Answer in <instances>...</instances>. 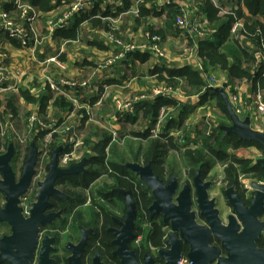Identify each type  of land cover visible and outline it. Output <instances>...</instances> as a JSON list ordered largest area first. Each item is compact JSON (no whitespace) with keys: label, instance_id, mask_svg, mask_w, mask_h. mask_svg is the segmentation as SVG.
I'll return each instance as SVG.
<instances>
[{"label":"flooded vegetation","instance_id":"obj_1","mask_svg":"<svg viewBox=\"0 0 264 264\" xmlns=\"http://www.w3.org/2000/svg\"><path fill=\"white\" fill-rule=\"evenodd\" d=\"M10 145L12 143L3 144V148L0 146V156L7 153ZM36 145L39 154L35 174L27 191L20 198L25 219L31 217L32 206L37 202L40 184L49 174L51 157L55 151L53 146L48 147L49 154L41 162V143ZM120 145L122 144L113 143L108 147L106 166L110 160H116L110 155V149L116 146L118 151H122ZM30 146L31 143L28 144V149ZM78 147L72 146L66 163L60 160L65 150L62 147L58 167L65 170L85 159L86 172L56 180L54 188L59 194L48 197V205L44 210L48 220L39 226L29 264H264V199L256 200L257 190L253 183L257 180L252 179L249 185H242L239 181L237 185L229 186L222 191L226 199L224 203L218 195L211 196V191L215 188L214 183L208 179L211 172L200 169L193 175L188 172L186 181L177 173L172 175L165 171L161 176L154 173L166 187L172 181L177 184L171 200L177 208L180 207L178 198L184 188H190L189 214H194L195 225L203 229L199 233L195 232L190 220L186 219L179 224L180 228H176L172 220L166 221L165 215L153 208L156 202L153 190L127 167L134 162L127 161L123 165L128 171L125 176H121L125 187H119L115 179L110 177L113 174L111 169L101 174L88 187L83 186V176L88 173V161L97 155L88 159L76 158L73 153L80 149ZM28 155L29 150L24 155H19L15 146V155L10 164L16 183L21 179ZM258 161H252L250 168L260 165ZM197 177L204 184L211 183L207 191L208 200L214 202L213 207L202 204L203 210L200 208ZM130 182L132 188L128 187ZM232 188L241 202L237 208L231 204L227 194ZM126 194L135 208L132 226L127 222L129 208ZM6 204V195L0 191V208L5 209ZM11 236L12 227L0 222V241ZM1 249L14 264H19L14 246ZM0 264L11 263L6 260L0 261Z\"/></svg>","mask_w":264,"mask_h":264},{"label":"crops","instance_id":"obj_2","mask_svg":"<svg viewBox=\"0 0 264 264\" xmlns=\"http://www.w3.org/2000/svg\"><path fill=\"white\" fill-rule=\"evenodd\" d=\"M139 1L140 0H129L130 7L128 9L125 6L126 0H113L112 2L107 3L95 2L84 12L74 15L75 17L81 16L80 19L78 18L81 23L75 30L77 31V39L69 40L61 37L57 34V31H72V26L75 23L72 24L74 17L69 26L65 29H54L53 27L54 21L56 22L55 18L59 17L61 13H65V11L71 9L72 1L62 0L59 5H56L53 11L46 14L42 13L39 18V30L47 40L37 50L23 49L17 41H12V39L7 38L5 34L1 35L0 53H5L7 58L3 63V70L0 71V92L6 93V95L13 93L18 95V93L15 92L29 90L33 95L38 97L44 95L46 85L50 86L51 89V84L48 79L53 82H59L62 78L79 82L88 81L90 85L85 89H70L64 87L60 93H56L51 89L55 98H64L66 102L73 106L70 111L58 110L52 106L47 111L46 116H42L38 111V106L27 105L34 108L33 110L36 111L34 114H36L38 118L47 125L51 126L55 122L60 125L63 121L67 120L68 124L72 127V133L76 135V140L78 141L79 146L78 148L82 149L80 152H77V150L74 151L73 155L78 158L84 154L82 159L96 156L94 149L102 141V135L108 134L111 136V131L113 130L123 135L122 140L125 141L126 138L129 140L133 139L135 141L132 142L135 145L139 144L138 140L140 139H136L134 133L143 132L145 120L143 119V111L140 110L141 107H139V105L144 104L146 101L135 103L132 110L125 111L117 109L115 102L117 99L124 102L133 101L136 97L147 94L155 85L167 84L160 82L157 78L158 75L151 74V71L155 68L190 67L193 71L201 75L203 81H205V86L207 84V79L213 77L217 81V86L213 88L223 90L229 99L231 95L234 94H237V96L240 97L242 100L241 103L244 104L243 108L246 111V116L243 119H246L251 114L253 117L250 118L251 126L254 125L256 128L257 117L255 116V112L251 109L250 102L259 91L264 93V89H262L260 85V82L264 80V77H260L257 82V90L254 92L252 90L251 82L247 78L231 79L227 76L226 72L222 71L220 68H213L209 64L207 58L202 57V53L204 52L202 51V44L206 42L209 44L215 42V34L213 33L212 39L209 38L208 40H199L195 38V32L200 30V25H197L198 19L192 11L187 15L188 21L190 20L191 23L190 31L189 28L186 31L174 27V20L178 13L176 5L168 7L166 10L163 9L160 16L150 17L147 22L148 25L152 27V30H148L147 24L143 23L144 19L141 16L140 8L142 4H139ZM11 2H14V0H0L1 4H10ZM146 4L148 5V8L150 7L158 13L155 3L147 2ZM205 5L202 6V11L204 13H206L204 8ZM136 7L140 9L139 16L130 13ZM118 9L121 10V13L117 12ZM243 9V12L245 13L244 17L246 19L250 16V13L246 6H244ZM107 12H109L110 15L103 17L105 16L103 14ZM116 13L118 14L115 15ZM122 14L126 15L122 18L118 35H120L127 43L135 45H140L145 41L144 35L147 32L161 35L164 41L162 45L163 48L166 45L167 47L172 48L165 49L166 57L164 59L148 53L142 54L140 52H135L126 55L122 60L115 62L112 66H109L106 69H100V65H103L108 60L114 58L120 52V48L113 46L108 40L110 23H108L107 20H111L114 17L118 18ZM164 15L166 17L164 24H156V22L160 24L163 23L158 19H161ZM96 20H101V25L97 27L94 26L93 22ZM168 25L172 26V28L168 27ZM105 26L107 27L105 28ZM212 30L215 31V29ZM1 32L4 33V31ZM190 36L192 38H190ZM195 46H197V53L190 58L187 57L186 51ZM136 55L142 57L148 55V58L146 61L142 62L141 60L139 61L135 59ZM52 57H58L59 61L64 66L62 71L55 67L43 66V63ZM180 59H184L185 61H180ZM248 59L249 58L245 59V57L242 58V69H248ZM31 68L37 69L39 75L36 76L34 80L33 77H31L30 81H33V85H35L34 83L37 81L40 83V86H31L30 88L19 87L24 79H29ZM147 69L149 74L146 73ZM164 77H166L165 74ZM179 81V88L175 89H179L180 92L177 90L172 98L169 99L176 101L177 104L167 108L170 109V116L174 119H178L182 109H185L188 114L185 117L181 128L186 129V125L190 128L196 126V129L194 128L193 130L195 136L203 123V118L207 116L206 113L209 112L211 107H216L218 105V99H214L205 105H201V97L207 92V89H205L203 93H198L196 90H185L187 87L186 82L184 80ZM49 111H53L56 116H49ZM135 112H137V121H139L138 123L136 122L137 124L131 123L128 120V117L135 115ZM8 117L10 118V121H8L7 127H5V129L7 128L5 132L6 136H0V146L3 148V144L12 143L16 146L17 153L19 155H24L27 150H29L28 144L34 141L29 140L30 143L28 142L26 144L16 141L15 136L12 135V133L15 132L19 135V131H17L19 125L14 123L15 118H13L12 115H9ZM228 120L230 124L231 121L229 116ZM141 121L144 123L143 126H140L138 130H134L131 134L127 133L130 127H136ZM261 122H264V120L262 119ZM228 125H219L218 127L222 130L223 127H229ZM26 127L28 129V124ZM252 128L254 127L252 126ZM2 129L3 127L0 125V134ZM177 129H171L169 133H173L177 131ZM258 129H260V127ZM258 129L256 130L260 131ZM45 131L48 134L49 130ZM189 137L190 136L187 132V143H189ZM88 138H91L90 143L86 142ZM61 140L62 139L59 135H55L52 146L59 147ZM42 141L43 140H39L38 143H42ZM128 141H126L125 144H127ZM233 152L236 153L237 151L233 150Z\"/></svg>","mask_w":264,"mask_h":264},{"label":"trees","instance_id":"obj_3","mask_svg":"<svg viewBox=\"0 0 264 264\" xmlns=\"http://www.w3.org/2000/svg\"><path fill=\"white\" fill-rule=\"evenodd\" d=\"M34 7L39 13H49L53 11L56 5L62 2V0H24ZM69 1V0H66ZM244 5L250 13V16L246 18V28L248 30V39L256 46V48L261 47V40H264V0H243ZM144 5V6H143ZM1 6L7 11H14V2L10 4H1ZM125 6L128 9L130 7L129 0H126ZM141 16L143 17V23L147 24V29L152 30V27L148 25L147 20L152 16H160L162 11L158 13L152 9L148 8L146 3L141 5ZM205 12L208 14L210 23L215 29V42L203 43L202 44V57H206L209 64L213 68H220L222 71L226 72L229 78L244 79L247 78L252 85V90L255 92L257 90V82L262 76V71L260 69H255V52H252L249 48L239 43L234 42L230 39V30L233 25L234 19L232 17H227L225 19L218 16V10L210 3H206ZM118 13H121V10H117ZM116 13L115 15H117ZM103 17L109 16V12L104 13ZM80 16V15H78ZM81 17V16H80ZM80 17H75L72 20V31H57L61 37L69 40L77 39V31H75L80 25ZM241 17L244 15L241 14ZM79 18V19H78ZM78 19V20H77ZM94 26L101 25V20H96L93 22ZM70 27V28H72ZM107 26H105L106 28ZM172 28V26L168 25ZM69 28V29H70ZM109 30L111 31V25L109 24ZM258 30H261V35L257 33ZM14 41V40H12ZM16 43V42H15ZM17 44V43H16ZM18 46V45H17ZM206 52V53H205ZM245 57L249 58L248 69H242L241 60ZM148 55L145 57L136 55L135 59L146 61ZM257 73V75H256ZM152 75H158V80L160 82L167 83L171 87L179 88V80H184L186 82L185 90H196L198 93H203L205 91V81L201 75L193 71L190 67L183 68H155L151 71ZM165 76L167 77H164ZM261 88L264 89V80L260 82ZM45 93L42 96H35L29 90H20L18 95L9 94L6 95L3 99V109L6 116L12 115L13 118H18L21 114V107L19 103L21 100L25 101L26 105H36L38 106V111L40 115L46 116L47 111L50 107L54 106L58 110H67L72 109V105L65 101L64 98L54 97V93L51 91L50 86L46 85ZM184 90V91H185ZM214 99H218L219 109L228 117V113L224 104V101L220 94L214 93L212 91H207L201 97V105H205ZM174 104H177L174 100H169L166 98H158L154 101H146L144 104L139 105L140 110L143 111V119L145 120V126L143 132L134 133L136 139H140L139 144L135 145L132 141H128L125 144V149L118 151L116 146L110 149V155L116 158V160H110L108 166H106V156L107 149L111 144L112 137L108 134L102 135V141L95 147L96 157L89 159L88 161V173L83 176L82 184L83 186L88 187V185L93 182L96 178L101 176V174L108 172L110 169L113 174L110 175L112 179H115L119 187H125V181L121 178L122 175L128 173L124 169L125 163L134 162V163H144L150 164L154 173L157 175L163 174L167 170V162L169 159V153L171 150L179 151L178 142L174 141L172 138L167 139V135L171 129L181 128L184 123V119L187 116L188 112L185 109H182L178 119L171 118L169 116L166 128L159 134L157 139H151V130L154 127L159 111L163 107H169ZM169 109V108H168ZM26 116L31 117V112L27 113ZM128 120L131 123H136L138 120L137 112L135 115L129 116ZM47 132L37 127L34 130L32 140L38 144L39 140H43ZM97 135V134H95ZM200 145L194 150H186L181 153L183 164L188 169V172L193 175L198 169L203 172H211L214 165L218 162L225 163L230 161L226 169L227 182L229 186L237 185L239 182V177L243 175H253V178L264 182V167L258 165L256 167L250 168L251 161H246L239 159L236 154H229L228 150L232 149L234 151L239 150L242 147L255 145L263 149V147L251 141L241 140L238 136L233 134H225L219 127L215 128L210 137L201 135ZM1 140V139H0ZM91 138L87 139V143H90ZM146 143H145V142ZM167 141V142H166ZM57 147H53V150H56ZM64 154L71 153L72 147H65ZM182 150V149H181ZM175 162V161H174ZM176 163V162H175ZM170 174H176V168H173V164H169ZM177 165V163H176ZM178 168V166H176ZM241 171V172H240ZM124 175V176H125ZM129 188H132V184H128Z\"/></svg>","mask_w":264,"mask_h":264},{"label":"built area","instance_id":"obj_4","mask_svg":"<svg viewBox=\"0 0 264 264\" xmlns=\"http://www.w3.org/2000/svg\"><path fill=\"white\" fill-rule=\"evenodd\" d=\"M71 9L69 11H65V13H61L59 18L53 24L54 29H65L69 26L74 15L84 12L89 7H91L95 2H112L113 0H71ZM147 2L155 3L157 7V11H162L163 9H167L171 6H177V16L174 20V27L180 30H188L190 31V20L188 21L187 15L189 12H193L195 17L198 19V24L200 25V30L195 32L194 37L199 40H208L212 39L213 27L209 21V18L206 13L202 11V6L206 3L210 2L217 10L218 16L220 18L232 17L234 19L233 25L230 31V39L234 42L239 43V45H245L252 52H255V69H260L262 71V76L264 77V40H261V47L258 49L256 46L248 39V30L246 28V19L245 17H241L240 14L244 15V1L243 0H140L139 4H144ZM135 16L140 15V9L136 7L133 11ZM128 14V13H126ZM125 14V15H126ZM41 13H39L34 7H32L29 3L24 0H14V11H7L3 7H1L0 3V38L1 35L5 34L7 38L17 41L23 49H39L44 42L47 40L45 36H43L42 32L39 30L38 21L41 17ZM124 14L120 15L118 18L111 19V31H109L108 40L112 43L113 46L120 48V52L112 59L105 62L103 65H100V69H106L109 66H112L115 62L122 60L126 55L130 53L140 52V53H148L150 55H156L157 57L164 59L166 57L165 48H163V38L159 34L147 32L144 35L145 41L140 45H135L131 43H127L122 39L119 34L120 27L114 26L113 23L122 20ZM156 20V19H155ZM163 23L160 24L156 22V24L163 25L166 20L165 15L158 19ZM116 24V23H115ZM196 25V26H197ZM1 31H4L1 32ZM257 33L261 35V30H258ZM190 38H192L190 36ZM197 53V46L193 48H189L186 51L187 57H192ZM7 55L5 53H0V71L3 70V63ZM180 61H185L184 59H180ZM43 66L46 67H55L58 70L62 71L64 69L63 64L59 61L58 57H52L43 63ZM51 84L52 91L56 93H60L62 89L70 88V89H85L90 83L88 81H74L67 78H62L59 82H53L49 80ZM217 86V81L213 77H209L207 79V84L205 89L213 88ZM179 91V89H174L173 87L163 84V85H155L147 94L140 95L136 97L133 101L124 102L120 99H117L115 105L117 109L121 111L132 110L135 103H142L144 101H152L158 98H166L170 99L172 96ZM180 92V91H179ZM231 104L235 113L243 119L246 116V111L243 108L244 104L241 103V99L237 94L231 95L230 97ZM251 109L255 112V116L257 118H264V93L259 91L250 102ZM171 114L170 109L167 107L161 108L159 111V115L154 127L151 130V138H157L160 133H162L165 128L168 118ZM251 116V114H250ZM252 117V116H251ZM253 118V117H252ZM41 128L42 130H49L48 134L45 135L43 141L41 143V161L46 159L49 154L48 147L52 146L55 135H59L61 137V142L59 147H69V146H78V141L76 140V135L72 133V127L68 124V121H63L60 125L58 123H53V125H47L45 122L41 121L36 114H33L28 121V130L29 134H33L35 128ZM212 129H205L204 133L199 129L196 134L204 135L206 137H210ZM6 132V131H5ZM5 132L1 133V137H5ZM186 129L181 128L177 129V131L173 133H169V137H173L177 139L179 145H183L187 143L185 137ZM16 137L17 133H12ZM112 142L117 144H124V140L120 139L118 133L116 131H111ZM30 139L27 137L18 136V141L20 143H28ZM185 140V141H184ZM187 145V144H185ZM69 154H62L61 162L66 163L69 159Z\"/></svg>","mask_w":264,"mask_h":264},{"label":"water","instance_id":"obj_5","mask_svg":"<svg viewBox=\"0 0 264 264\" xmlns=\"http://www.w3.org/2000/svg\"><path fill=\"white\" fill-rule=\"evenodd\" d=\"M209 90L221 95L231 121V126L223 127L222 131L225 134L236 135L244 141L256 142L260 144L264 150V132L252 129L250 119L251 116L249 115V117H247L246 119H241L235 113L233 106L230 103L229 97H227L226 93L223 90L217 88H207L206 91ZM62 151L63 148L60 147L57 148L52 154L49 174L47 175L46 180L40 184V191L37 196V202L32 206L31 217L29 219H25L23 215V209L20 207V198L27 191V188L31 184L33 176L35 174V166L39 154L37 145L35 142L31 143V146L29 148V155L19 183H16L15 175L10 164L15 155V146L13 144L10 145L7 153L3 156H0V173L2 175V179L0 180V191L6 195L7 203L5 209L0 208V222L8 223L12 227V236L5 237L0 241L1 262L7 260L11 264H14L12 259L9 256L4 255L3 249H1V247L5 246H14V248H16L17 250L18 263H30L33 255V249L35 247V243L39 233V226L40 224H43L48 220V218L44 215L45 207L48 205V197L50 195L59 194V191L54 188L56 180L63 176H73L79 173L86 172L85 159L79 164L71 165L68 169H60L58 167V157L62 153ZM257 163L264 167V158L259 160ZM127 167L130 169V171L139 175L146 183L148 188L153 190L154 196L156 198V202L153 208H155L157 211H161L165 215L166 221L172 220L176 225V228H180L179 224L188 219L193 223L195 232L200 233V231L203 230L201 227L195 225L194 214H189V210L191 207L189 187H185L180 197L178 198L180 207L177 208L171 202L172 195L177 189V184L175 183V181H172L167 187L164 186L163 182L154 175L150 164L142 166L140 164L130 163ZM196 186L198 188V202L200 204V208L202 209V204H210L213 207L214 202H210L208 200L209 197L207 191L210 188L211 183L204 184L199 179V177H197ZM253 187L257 190L256 200L258 198L264 199V183L259 184L257 182H254ZM227 194L231 204L235 208H237L238 205H241L240 199L235 195L233 188L229 189ZM126 196L128 198L127 203L129 208L127 222H129L130 226H132L135 219V208L133 202L131 201V199H129L127 194ZM216 220H218L217 217ZM15 242L17 244H15Z\"/></svg>","mask_w":264,"mask_h":264},{"label":"rangeland","instance_id":"obj_6","mask_svg":"<svg viewBox=\"0 0 264 264\" xmlns=\"http://www.w3.org/2000/svg\"><path fill=\"white\" fill-rule=\"evenodd\" d=\"M58 18L59 17H57L55 19L57 20ZM107 21L111 25V20L108 19ZM54 23H55V21H54ZM115 23H113V25L115 27L116 26L120 27L121 23H122V20H120L118 22H115ZM164 48L165 49L166 48L167 49H172L170 47H167V45ZM147 71H148V69L146 70V73L149 74V72H147ZM38 75H39V73H38L37 69L31 68L29 79H24L23 83L21 85H19V87L22 86V87H25V88H30L31 86H35V87L40 86L39 82L36 81L37 84L34 83L35 85H33V81H30L31 77H33V80H34L36 78V76H38ZM15 93H18V92H15ZM5 95H6V93L0 92V123H1L0 125H2V127H3V129L1 130V133L5 132L7 130V128L5 129V127H7V125H8L7 123H8V121H10V118L8 116H6V114L3 113L4 110L2 109L3 108L2 106H3V103H4L3 102V98H4ZM19 107H21V114L19 115L18 118H15V121H14V123L19 125L18 128H17L18 129L17 131H19V135H16L15 140L18 141V136H20L22 138H24V137H27L29 139L31 138L30 140H32V137H33L32 135L33 134H29V130L26 127L27 124H28V121H27L28 117L26 116V114L28 112L29 113L32 112V115H33L34 113H36V111L33 110L34 108H31V107L27 106L25 104V102H23V101H20ZM209 114H210V116H209ZM48 115L51 116V117L56 116L53 111H49ZM206 115L208 116V119H207V116L204 117L203 121H202L203 123H202V125L200 127V130L203 133H204L205 129H208V130L212 129L211 131H214V129L217 128L219 125H228L229 124L228 117L225 116V114L217 106L216 107H211L209 109V112L206 113ZM262 119L264 120V118H262ZM262 119L256 118L257 127L255 128V126L252 125L255 128V129L252 128L253 130H256V129H258L260 127V129H258V130H260V132H264V122H261ZM138 122L139 121H137V123ZM143 125H144V123H142V121H141L136 127H134V128L130 127L129 130L127 131V133L131 134L132 132H134V130H138L139 127L143 126ZM228 126H231V122H230V124ZM194 128L196 129V126H194L193 128H190L189 126L186 125L185 137L187 136V132H188V135L190 136L189 140H188L189 143H185L187 145H185V144L178 145L179 147H181L179 149V151L171 150V152L169 153L170 155H169V159H168L167 167H166L167 170L169 171L170 166L168 165V163L170 165L173 164L172 167L176 168L177 174L180 175L183 178V180H185V181L187 179L186 175H188V169L185 166V164H183L180 152L182 151V153H183L184 151L189 150V149L194 150L201 144L200 143V141H201L200 135L197 134V135L194 136V133H193ZM118 135H119V137L121 139H123V137H122L123 135L119 134V132H118ZM157 138H153V139H157ZM166 138L167 139L172 138L174 141H177V139H175L173 137H169L168 135H167ZM128 140L129 139L126 138L125 141H124V144L119 146L121 150L124 149L125 142L128 141ZM130 141H135V140L130 139ZM69 147H71V146H69ZM80 151H82L81 148L77 149V152H80ZM228 153L229 154H236V156L239 159H245V160L248 159L249 161H251V164H252V161H258V160L264 158V150L259 148L258 146H255V145H251V146L249 145V146H246V147H242L239 150H237L236 153L233 152L232 149H229ZM82 156H84V154H82L78 158H81ZM44 160H42L41 162H44ZM174 161L177 163V165H176V163ZM229 162L230 161H226L225 163L218 162L216 165H214V167H213V169L211 171L212 174L208 178L210 181H212L214 183V187H215L211 191V196L213 197L215 195L216 196L218 195L220 200H222V202H224V203L226 202V199L224 198L222 191L226 190L229 187V184L227 182V175H226V169H227V166L229 165ZM251 164H250V166H251ZM176 166H178V168ZM252 176L253 175H243V174H241L240 177H239V181H240V183L242 185H244V184L249 185L251 183L252 179H254L255 181L257 180V182H259V183H262V182H260V180H258L256 178H253ZM183 180L181 181V182H183L182 184H184Z\"/></svg>","mask_w":264,"mask_h":264}]
</instances>
